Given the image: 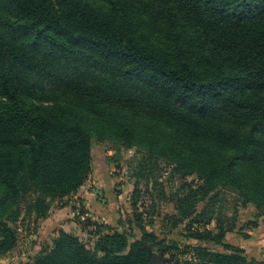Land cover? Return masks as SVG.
Instances as JSON below:
<instances>
[{
    "label": "trees",
    "instance_id": "16d2710c",
    "mask_svg": "<svg viewBox=\"0 0 264 264\" xmlns=\"http://www.w3.org/2000/svg\"><path fill=\"white\" fill-rule=\"evenodd\" d=\"M98 1L0 0V255L90 178L93 129L145 147L141 177L159 159L198 175L169 216L197 242L161 238L137 210L140 235L93 221L89 246L61 228L20 264H264L213 206L230 186L264 213V0Z\"/></svg>",
    "mask_w": 264,
    "mask_h": 264
},
{
    "label": "rangeland",
    "instance_id": "374dc122",
    "mask_svg": "<svg viewBox=\"0 0 264 264\" xmlns=\"http://www.w3.org/2000/svg\"><path fill=\"white\" fill-rule=\"evenodd\" d=\"M94 72L109 76L103 70L94 69ZM124 86L136 88L134 83ZM44 87L49 94L54 89L59 91V87L49 81L44 82ZM92 132L93 169L90 178L76 193L55 201L46 218L36 224L31 223L29 227L20 222L17 225L19 244L10 253L0 255V264L32 262L37 254L53 245L54 237L61 228L78 234L84 242L93 246L97 238L90 232L95 228L93 221L118 228L129 227L140 235V228L131 219L135 218L137 210L144 211L146 229L158 233L161 238L168 241L176 239L182 243L197 242L187 236L188 220L176 224L169 216L178 212L176 196L186 193L190 183L196 185L198 175L189 173L182 177L178 171L174 172L173 166L159 159L160 165L156 167L155 174L141 177L138 164L146 153L145 147H127L111 137L99 139L96 131L92 129ZM136 187L139 191L133 196ZM162 189L165 197H162ZM213 206L226 224L235 222V228L227 233L226 241L242 246L249 258L264 260V213L258 206L252 201L244 203L240 194L230 186L221 190ZM252 221L257 225L251 226ZM215 225L216 222H212L209 227ZM208 245L216 250H227L221 244ZM166 264L169 263L166 261Z\"/></svg>",
    "mask_w": 264,
    "mask_h": 264
},
{
    "label": "water",
    "instance_id": "95a60500",
    "mask_svg": "<svg viewBox=\"0 0 264 264\" xmlns=\"http://www.w3.org/2000/svg\"><path fill=\"white\" fill-rule=\"evenodd\" d=\"M152 264H165V262L162 259H159L157 257L156 258L154 257Z\"/></svg>",
    "mask_w": 264,
    "mask_h": 264
},
{
    "label": "crops",
    "instance_id": "0c3cea01",
    "mask_svg": "<svg viewBox=\"0 0 264 264\" xmlns=\"http://www.w3.org/2000/svg\"><path fill=\"white\" fill-rule=\"evenodd\" d=\"M83 186V185H82ZM65 229V228H64ZM67 230V229H66ZM67 231H70V230H67ZM78 235V234H77Z\"/></svg>",
    "mask_w": 264,
    "mask_h": 264
}]
</instances>
